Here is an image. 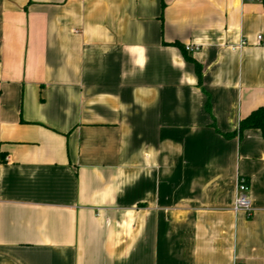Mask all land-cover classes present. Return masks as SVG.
<instances>
[{
  "label": "crops",
  "instance_id": "crops-1",
  "mask_svg": "<svg viewBox=\"0 0 264 264\" xmlns=\"http://www.w3.org/2000/svg\"><path fill=\"white\" fill-rule=\"evenodd\" d=\"M262 106L260 0H0V264H264Z\"/></svg>",
  "mask_w": 264,
  "mask_h": 264
},
{
  "label": "trees",
  "instance_id": "trees-1",
  "mask_svg": "<svg viewBox=\"0 0 264 264\" xmlns=\"http://www.w3.org/2000/svg\"><path fill=\"white\" fill-rule=\"evenodd\" d=\"M263 6V10H264V0H260ZM175 46H177L178 48L181 49L182 54L184 56V58L186 59V61L192 63L194 65L195 68V72L196 75L198 77V81H201V68L198 64H196L194 62V60L189 56V54L187 53V51H185V49L180 46L175 44ZM206 108H209V102L206 103ZM248 129H256L259 130L262 138L264 139V106L257 108L256 110L252 111L246 118L242 119L239 122V131H244V130H248Z\"/></svg>",
  "mask_w": 264,
  "mask_h": 264
},
{
  "label": "built area",
  "instance_id": "built-area-1",
  "mask_svg": "<svg viewBox=\"0 0 264 264\" xmlns=\"http://www.w3.org/2000/svg\"><path fill=\"white\" fill-rule=\"evenodd\" d=\"M257 41H262V37L258 36ZM185 51L192 52V49L190 47H186ZM248 191L249 187L247 181L242 177H238L236 186V200L233 207V211L235 213L244 212L248 214L251 212V202L248 198Z\"/></svg>",
  "mask_w": 264,
  "mask_h": 264
}]
</instances>
